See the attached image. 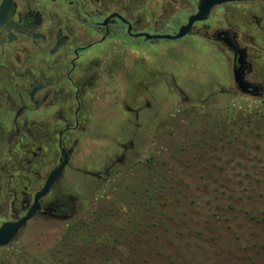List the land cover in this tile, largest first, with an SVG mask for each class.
Listing matches in <instances>:
<instances>
[{"label": "rangeland", "instance_id": "rangeland-1", "mask_svg": "<svg viewBox=\"0 0 264 264\" xmlns=\"http://www.w3.org/2000/svg\"><path fill=\"white\" fill-rule=\"evenodd\" d=\"M181 42L135 46L110 88L77 75L48 88L31 130L41 155L53 162L61 140L69 159L49 213L0 249V264H264V92L240 91L226 54ZM249 61L261 81L264 52ZM169 71L190 73L195 105L178 104ZM7 95L0 117L17 108Z\"/></svg>", "mask_w": 264, "mask_h": 264}, {"label": "flooded vegetation", "instance_id": "flooded-vegetation-1", "mask_svg": "<svg viewBox=\"0 0 264 264\" xmlns=\"http://www.w3.org/2000/svg\"><path fill=\"white\" fill-rule=\"evenodd\" d=\"M202 1L0 0V100L7 90V97L11 94L17 105L12 117H0V227L26 216L52 170L61 165L66 154L56 181L69 159L61 140L53 162L41 155L37 132L31 130L50 105L48 88L62 80L68 78L75 84L74 75L90 76L110 88L116 64H124L125 73L131 72L129 64L135 46L181 39L184 42L179 44L188 53L208 50L229 56L230 74L240 91L235 71L242 78L244 93L264 92V78L259 81L253 76L249 61L254 52H264V0H215L207 14L194 20L183 36L145 35H175L198 12ZM189 41L196 42L199 48L189 45ZM173 71H169L171 81L167 85L175 90L178 104L195 105L188 83L181 82V76L190 73ZM161 118L155 121L156 126ZM54 119L62 123L60 114H55ZM71 128L64 122L60 136ZM22 136L29 137V145ZM52 185L39 197V209L0 249L27 230L36 216L49 213Z\"/></svg>", "mask_w": 264, "mask_h": 264}, {"label": "water", "instance_id": "water-1", "mask_svg": "<svg viewBox=\"0 0 264 264\" xmlns=\"http://www.w3.org/2000/svg\"><path fill=\"white\" fill-rule=\"evenodd\" d=\"M214 2H215V0H203L201 5L199 6L198 12L195 15L191 16L188 20V23L181 26L179 28L178 33H176L175 35H169V34L151 35L149 33H146L145 35L147 37H171V38L181 37L188 32L190 25L194 20L201 19L202 17H204L207 14V12L209 11V8L212 6V4ZM234 78H235V81L238 83L241 91L245 92L244 87H243V83L241 80L242 78L240 77V75L238 74L237 71H235ZM66 159H67V155L65 154L64 161L61 163V165H59L58 167H55L52 170V172L48 176V179H47L45 185L42 187L41 190H39L36 193L35 201L32 204V206L30 207L28 214L26 216H23L22 218H20L17 221L6 222L0 227V246L6 245L10 241V239L15 235L17 229H19L24 224V222L27 219H29L30 217H32L33 214L39 209V205H38L39 197L49 190V188L51 187V185L53 184V182L57 178L59 172L61 171L62 167L64 166Z\"/></svg>", "mask_w": 264, "mask_h": 264}]
</instances>
